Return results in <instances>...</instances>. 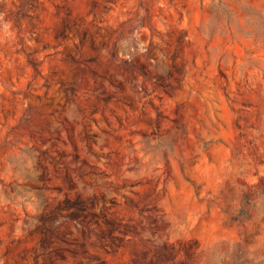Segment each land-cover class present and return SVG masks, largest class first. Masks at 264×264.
I'll return each mask as SVG.
<instances>
[{
  "label": "rangeland",
  "instance_id": "374dc122",
  "mask_svg": "<svg viewBox=\"0 0 264 264\" xmlns=\"http://www.w3.org/2000/svg\"><path fill=\"white\" fill-rule=\"evenodd\" d=\"M0 264H264V0H0Z\"/></svg>",
  "mask_w": 264,
  "mask_h": 264
}]
</instances>
